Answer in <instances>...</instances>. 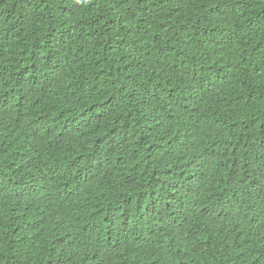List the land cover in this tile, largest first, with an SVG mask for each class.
Listing matches in <instances>:
<instances>
[{
  "label": "trees",
  "instance_id": "16d2710c",
  "mask_svg": "<svg viewBox=\"0 0 264 264\" xmlns=\"http://www.w3.org/2000/svg\"><path fill=\"white\" fill-rule=\"evenodd\" d=\"M0 264H264V0H0Z\"/></svg>",
  "mask_w": 264,
  "mask_h": 264
},
{
  "label": "clouds",
  "instance_id": "9594fccd",
  "mask_svg": "<svg viewBox=\"0 0 264 264\" xmlns=\"http://www.w3.org/2000/svg\"><path fill=\"white\" fill-rule=\"evenodd\" d=\"M70 183L71 182H67L65 181L64 185L61 187L62 190H67L68 192V188H70ZM230 227V232H231V237L232 239L230 240H233L236 244H240L242 242H245L246 239H245V235H242L241 234V231L245 228L243 227L242 225L238 224V223H234V224H231L229 225ZM227 240H229V238L227 237L226 238ZM241 248V247H240Z\"/></svg>",
  "mask_w": 264,
  "mask_h": 264
}]
</instances>
